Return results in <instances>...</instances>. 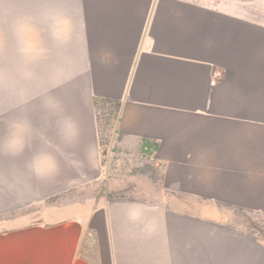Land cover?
Here are the masks:
<instances>
[{
  "label": "crops",
  "instance_id": "1",
  "mask_svg": "<svg viewBox=\"0 0 264 264\" xmlns=\"http://www.w3.org/2000/svg\"><path fill=\"white\" fill-rule=\"evenodd\" d=\"M25 20L51 50L40 66L15 52ZM41 93L77 120L74 143ZM103 104L118 108L111 147L155 167L163 198L49 203L103 181L124 190L102 154ZM21 112L43 136L0 154V264H264V239L222 211L264 215V0H0V130ZM204 150L210 180L194 175ZM41 151L55 175L28 167Z\"/></svg>",
  "mask_w": 264,
  "mask_h": 264
},
{
  "label": "clouds",
  "instance_id": "2",
  "mask_svg": "<svg viewBox=\"0 0 264 264\" xmlns=\"http://www.w3.org/2000/svg\"><path fill=\"white\" fill-rule=\"evenodd\" d=\"M35 30L28 21H21L13 30V39L16 54L27 65L40 66L51 55V50L40 40L36 39ZM30 77L32 73H26ZM35 98V97H34ZM39 107L46 122L51 121L57 135L64 143H74L79 137V125L70 114L63 101L54 95L41 93ZM0 130V154L17 157L30 150L37 135L43 133L33 126L32 119L27 112H21L14 118L3 122ZM30 170L39 178L55 175L59 170L57 157L48 151L34 153L28 163ZM215 168L214 157L208 150L200 152L194 165V175L198 179H212Z\"/></svg>",
  "mask_w": 264,
  "mask_h": 264
},
{
  "label": "rangeland",
  "instance_id": "3",
  "mask_svg": "<svg viewBox=\"0 0 264 264\" xmlns=\"http://www.w3.org/2000/svg\"><path fill=\"white\" fill-rule=\"evenodd\" d=\"M100 119L102 126L101 149L103 156H107L109 149L114 151L111 154V169L113 186L116 188L122 187L124 190L110 191L109 185L106 182H99L82 191H71L64 193L57 198L49 201L57 205L71 203L78 199H85L92 196H107L109 199H161L163 192L161 185L152 187L154 183L160 180V176L155 167L150 163L141 162L138 159L129 161L124 156L121 158L117 151V147L113 148L110 145L111 136L114 133L115 125L118 119V108L116 105H101ZM106 159V158H105ZM104 160V157H103ZM152 178V179H151ZM155 189V191H154ZM166 197V196H165ZM199 212L201 210H190ZM215 211V210H214ZM224 219L230 224L253 232L264 239V215L247 210H222Z\"/></svg>",
  "mask_w": 264,
  "mask_h": 264
},
{
  "label": "built area",
  "instance_id": "4",
  "mask_svg": "<svg viewBox=\"0 0 264 264\" xmlns=\"http://www.w3.org/2000/svg\"><path fill=\"white\" fill-rule=\"evenodd\" d=\"M213 84H215V82H213Z\"/></svg>",
  "mask_w": 264,
  "mask_h": 264
}]
</instances>
